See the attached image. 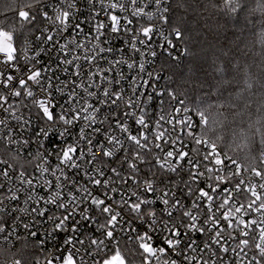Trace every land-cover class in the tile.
Returning <instances> with one entry per match:
<instances>
[{"label": "snow or ice", "instance_id": "1", "mask_svg": "<svg viewBox=\"0 0 264 264\" xmlns=\"http://www.w3.org/2000/svg\"><path fill=\"white\" fill-rule=\"evenodd\" d=\"M15 11L0 240L32 255L14 264H264V0Z\"/></svg>", "mask_w": 264, "mask_h": 264}, {"label": "trees", "instance_id": "2", "mask_svg": "<svg viewBox=\"0 0 264 264\" xmlns=\"http://www.w3.org/2000/svg\"><path fill=\"white\" fill-rule=\"evenodd\" d=\"M19 6V0H17L16 4H13L12 0H0V20L6 21L11 24L14 23L17 19L15 9ZM255 50H259V45H257ZM28 250L25 249V245L21 246L19 251L15 254L10 255L12 259H16L19 257L20 259L27 260L32 252L30 250L31 245L29 244Z\"/></svg>", "mask_w": 264, "mask_h": 264}, {"label": "built area", "instance_id": "3", "mask_svg": "<svg viewBox=\"0 0 264 264\" xmlns=\"http://www.w3.org/2000/svg\"><path fill=\"white\" fill-rule=\"evenodd\" d=\"M164 81H161V84H163ZM43 233L41 232V236ZM0 244L3 246H0V264H14L15 259H12L10 255L15 254L16 252L19 251L21 246L25 245L24 241H20L17 243L16 247L17 248H12L11 245L4 244L2 240H0Z\"/></svg>", "mask_w": 264, "mask_h": 264}]
</instances>
